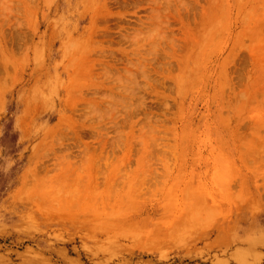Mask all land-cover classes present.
Returning a JSON list of instances; mask_svg holds the SVG:
<instances>
[{
	"label": "rangeland",
	"instance_id": "374dc122",
	"mask_svg": "<svg viewBox=\"0 0 264 264\" xmlns=\"http://www.w3.org/2000/svg\"><path fill=\"white\" fill-rule=\"evenodd\" d=\"M0 264H264V0H0Z\"/></svg>",
	"mask_w": 264,
	"mask_h": 264
},
{
	"label": "bare ground",
	"instance_id": "6f19581e",
	"mask_svg": "<svg viewBox=\"0 0 264 264\" xmlns=\"http://www.w3.org/2000/svg\"><path fill=\"white\" fill-rule=\"evenodd\" d=\"M129 71H130V70H129ZM131 73H132V72H131ZM133 76H134V78H135V79H133V81H134V80H137V77H135V75H133ZM128 79H129V78H128ZM131 82H132V81H131Z\"/></svg>",
	"mask_w": 264,
	"mask_h": 264
}]
</instances>
